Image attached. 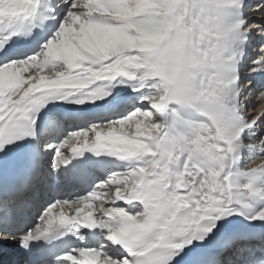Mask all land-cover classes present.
Segmentation results:
<instances>
[{
	"label": "snow or ice",
	"instance_id": "obj_1",
	"mask_svg": "<svg viewBox=\"0 0 264 264\" xmlns=\"http://www.w3.org/2000/svg\"><path fill=\"white\" fill-rule=\"evenodd\" d=\"M0 264H264V0H0Z\"/></svg>",
	"mask_w": 264,
	"mask_h": 264
},
{
	"label": "bare ground",
	"instance_id": "obj_2",
	"mask_svg": "<svg viewBox=\"0 0 264 264\" xmlns=\"http://www.w3.org/2000/svg\"><path fill=\"white\" fill-rule=\"evenodd\" d=\"M254 53H252V55H253ZM68 151V150H67ZM67 151H63V152H67ZM66 210H68L67 208H65Z\"/></svg>",
	"mask_w": 264,
	"mask_h": 264
}]
</instances>
